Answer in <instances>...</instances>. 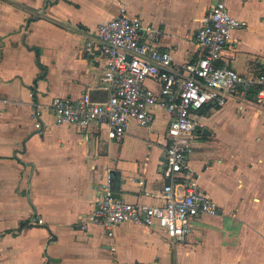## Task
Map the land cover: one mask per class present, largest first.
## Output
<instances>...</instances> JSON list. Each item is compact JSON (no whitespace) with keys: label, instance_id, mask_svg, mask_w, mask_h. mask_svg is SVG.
<instances>
[{"label":"crops","instance_id":"1","mask_svg":"<svg viewBox=\"0 0 264 264\" xmlns=\"http://www.w3.org/2000/svg\"><path fill=\"white\" fill-rule=\"evenodd\" d=\"M216 2L0 0V264H264V107L252 98L194 113L201 128L189 164L221 213L196 219L178 244L143 223L108 231L83 220L108 171L120 176L113 187L121 199L164 203L170 114L157 108L151 126L132 123L113 140L97 123L57 124L50 107L57 96L107 98L106 59L86 43L121 7L157 27L159 47L183 65L203 54L195 36ZM227 5L244 24L233 29L221 63L263 73L264 0ZM38 218L44 223L34 224Z\"/></svg>","mask_w":264,"mask_h":264},{"label":"built area","instance_id":"2","mask_svg":"<svg viewBox=\"0 0 264 264\" xmlns=\"http://www.w3.org/2000/svg\"><path fill=\"white\" fill-rule=\"evenodd\" d=\"M227 3L217 0L202 18L195 42L204 52L183 65H176L172 52L159 47L157 27L139 15H129L125 7L100 24L94 39L87 41L89 50L96 45L106 59L102 82L108 96L103 101L93 99L90 93L78 99L54 97L50 107L57 124L86 128L97 123L105 128L109 139L115 140L123 138L132 123L151 126L157 108L165 109L171 120L163 168L167 179L164 203L116 197L108 171L92 212L83 217L86 224L113 231L126 222L143 223L163 230L178 244L188 241L196 219L221 213L220 205L200 187L189 164L198 125L194 113L205 106L223 107L231 99L252 98L257 106L264 107V72L248 75L221 63L233 29L244 24L230 13ZM149 79L159 84V91L146 84ZM35 115L36 127L41 128L42 109ZM33 222L43 224L44 219Z\"/></svg>","mask_w":264,"mask_h":264},{"label":"water","instance_id":"3","mask_svg":"<svg viewBox=\"0 0 264 264\" xmlns=\"http://www.w3.org/2000/svg\"><path fill=\"white\" fill-rule=\"evenodd\" d=\"M94 92H96V91H94ZM199 128H201V126L200 125H197V129H199ZM111 174H112V176H113V181L115 182V184L117 185V190H119V188H120V183H121V181H120V176H118L117 174H116V172L115 171H111ZM114 195L116 196V197H118V198H120V194H116V193H114Z\"/></svg>","mask_w":264,"mask_h":264}]
</instances>
